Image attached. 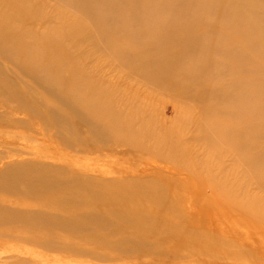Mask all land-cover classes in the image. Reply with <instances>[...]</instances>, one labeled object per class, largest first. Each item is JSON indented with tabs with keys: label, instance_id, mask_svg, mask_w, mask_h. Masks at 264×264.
<instances>
[{
	"label": "bare ground",
	"instance_id": "6f19581e",
	"mask_svg": "<svg viewBox=\"0 0 264 264\" xmlns=\"http://www.w3.org/2000/svg\"><path fill=\"white\" fill-rule=\"evenodd\" d=\"M152 92L179 104L173 119L157 122ZM0 94L81 148L119 140L140 150L190 129L241 168L231 177L223 168L215 198L251 216L236 185L264 189V0H0ZM57 166L0 168V238L102 264L154 252L194 259L163 250L150 212L126 206L150 185ZM246 197L264 212L261 197ZM0 264L47 263L0 253Z\"/></svg>",
	"mask_w": 264,
	"mask_h": 264
},
{
	"label": "rangeland",
	"instance_id": "374dc122",
	"mask_svg": "<svg viewBox=\"0 0 264 264\" xmlns=\"http://www.w3.org/2000/svg\"><path fill=\"white\" fill-rule=\"evenodd\" d=\"M7 70L11 73L13 68L9 66ZM14 79L17 83L21 81L15 74ZM142 90L143 94L149 92L146 88ZM5 104L0 94V168L12 161H39L67 169L72 167L71 170H80L85 176L134 178L136 185L146 183L154 192L142 195L138 201L140 204L133 201L126 206L134 205L150 212L154 218V230H157L150 235L161 242L160 246L166 248L163 250H176L180 256L190 253L194 258L184 261L159 252L144 257L128 254L122 257L125 260L123 264H264V212L258 209L261 203H250L246 197L258 195L263 202L264 189L256 183H249L244 191L240 186L235 187L234 191L240 194L237 200L246 202V209L249 208L246 212H251V216L234 210L230 203L213 196L214 185L222 184L220 173L224 167L230 177L241 173L238 164L233 165L232 152H209L201 142H197L190 129L179 134V142L171 138V143H165L160 138L159 142H146L140 150L119 140L91 143L81 148L70 144V139L58 135L40 119H33L28 112L13 110L12 106L7 108ZM146 105L152 106L155 119L160 120L157 122L173 119L176 106H179L172 97L155 92ZM183 141L191 142L180 151L174 149V144ZM222 157L227 159L224 164L219 162ZM213 178L216 181H211ZM256 215L263 221L256 219ZM127 231L132 230L127 228ZM76 242L89 245L81 239H76ZM44 249L12 242L3 236L0 238V253L3 254L28 259L35 257L47 264H87L89 261L102 264L95 258L67 257L60 250L40 252Z\"/></svg>",
	"mask_w": 264,
	"mask_h": 264
}]
</instances>
